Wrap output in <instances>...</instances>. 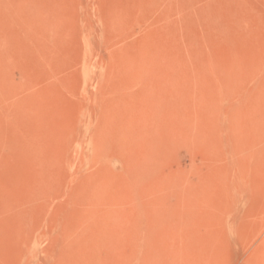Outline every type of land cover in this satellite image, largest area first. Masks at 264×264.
Returning <instances> with one entry per match:
<instances>
[{
    "label": "rangeland",
    "instance_id": "374dc122",
    "mask_svg": "<svg viewBox=\"0 0 264 264\" xmlns=\"http://www.w3.org/2000/svg\"><path fill=\"white\" fill-rule=\"evenodd\" d=\"M0 264H264V0H0Z\"/></svg>",
    "mask_w": 264,
    "mask_h": 264
}]
</instances>
